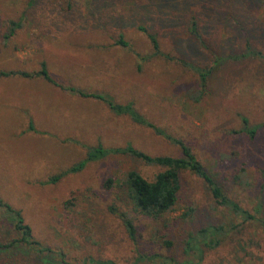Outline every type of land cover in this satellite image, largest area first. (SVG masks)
<instances>
[{"label": "rangeland", "instance_id": "374dc122", "mask_svg": "<svg viewBox=\"0 0 264 264\" xmlns=\"http://www.w3.org/2000/svg\"><path fill=\"white\" fill-rule=\"evenodd\" d=\"M102 1L105 10L93 14L84 0H0V73H17L0 78V199L21 212L37 243L9 248L22 234L0 207V264H264V230L255 224L213 250L191 240L232 214L189 173L174 209L156 220L133 209L123 181L130 171L151 181L161 169L130 155H108L47 183L98 143L180 155L75 89L132 103L183 140L229 197L250 211L264 204V0ZM11 23L18 26L4 38ZM148 34L164 56L154 55ZM42 63L54 83L18 75L36 74ZM192 67L210 69L202 96ZM242 118L256 128L253 138L240 132ZM121 213L132 220L134 241Z\"/></svg>", "mask_w": 264, "mask_h": 264}, {"label": "trees", "instance_id": "16d2710c", "mask_svg": "<svg viewBox=\"0 0 264 264\" xmlns=\"http://www.w3.org/2000/svg\"><path fill=\"white\" fill-rule=\"evenodd\" d=\"M88 4L90 12L93 14H100L105 10V3L93 1L92 4L90 0H84ZM101 3L103 6H101ZM191 27L189 32L192 36L198 39L200 42V34L197 31V24L195 21L190 22ZM17 24L11 23V28L9 33L4 36V38H9L13 34ZM140 31L145 32L143 27L138 28ZM149 41L152 44L154 55L164 56L158 47L156 38L153 35H147ZM118 45L126 47L127 44L120 39L117 42ZM183 65L185 62H181ZM198 76V87L199 96L204 95L207 90L208 77L210 75V69L192 67ZM17 73L10 72L0 73V78L8 77L10 75H15ZM18 75L31 78L33 76H40L48 83H54V81L49 76L46 66L44 63L41 64V69L34 75H30L25 72L18 73ZM74 93L82 98H92L104 103L109 110L115 115L127 116L136 125L145 127L151 130L155 135L161 136L167 140L172 145L179 149V156H151L140 150L135 149L130 143L126 144L123 148H104L100 143L95 147L87 148L85 157L79 162L71 165L66 170L55 174L48 178V184H56L62 178L69 174H76L81 172L87 163H92L100 161L107 157L108 155L121 154L130 155L131 157L139 160L146 166L160 168L161 171L157 173L151 181H148L143 176H141L136 171H130L126 174L123 181L124 189L128 199L131 201L133 209L140 212L146 217L151 219H160L164 215L171 212L177 201L179 192L181 189V175L183 173H189L196 178L200 179L205 185L208 193L214 200L215 204L223 207L232 214V220L229 224L219 225V226H208L206 228L200 229L195 235L191 237V240H195L198 247L204 252V249L213 250L218 248L223 239L232 231V236L236 234H242L243 230L247 225L255 224L264 230V204L259 200L256 201L253 211L248 208L243 207L241 201H238L233 193L232 198L229 197L225 191L218 185L213 176L207 171L204 165L197 159L191 148L181 139H178L168 133H166L161 128L155 126L148 119H146L142 114H140L132 103L118 104L109 95H100L96 93H84L75 89H71ZM242 129L240 132L245 133L248 137L253 138L256 134V128L251 127L246 118H242ZM30 130H33V126L30 124ZM264 174V173H263ZM264 178V175H263ZM233 180L240 181L241 177L239 175L232 176ZM0 207L6 210L14 222V228L16 231L22 234V238L19 241H13L8 245V247H14L16 243L25 242L26 244L36 245L32 239L31 229L23 221L21 212L12 208L9 204L5 203L0 199ZM120 220L127 232V235L131 241L135 240L136 230L132 223V220L121 213L119 216ZM199 238V240H198ZM168 245L171 243L167 242ZM5 247V246H4ZM7 248V247H5ZM45 249H43L44 251ZM87 264H113L111 261H101L96 262L93 260H88Z\"/></svg>", "mask_w": 264, "mask_h": 264}]
</instances>
